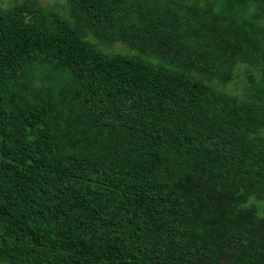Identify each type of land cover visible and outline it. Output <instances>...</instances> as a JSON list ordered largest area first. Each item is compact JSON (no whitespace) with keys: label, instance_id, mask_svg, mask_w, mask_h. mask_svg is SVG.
<instances>
[{"label":"trees","instance_id":"1","mask_svg":"<svg viewBox=\"0 0 264 264\" xmlns=\"http://www.w3.org/2000/svg\"><path fill=\"white\" fill-rule=\"evenodd\" d=\"M0 264H264V0H0Z\"/></svg>","mask_w":264,"mask_h":264},{"label":"rangeland","instance_id":"2","mask_svg":"<svg viewBox=\"0 0 264 264\" xmlns=\"http://www.w3.org/2000/svg\"><path fill=\"white\" fill-rule=\"evenodd\" d=\"M43 2H51V1H55V0H48V1H44V0H42Z\"/></svg>","mask_w":264,"mask_h":264}]
</instances>
